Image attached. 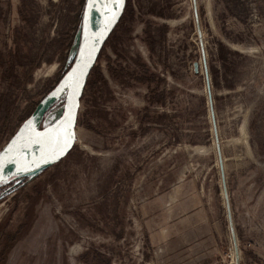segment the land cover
<instances>
[{"label": "rangeland", "instance_id": "obj_1", "mask_svg": "<svg viewBox=\"0 0 264 264\" xmlns=\"http://www.w3.org/2000/svg\"><path fill=\"white\" fill-rule=\"evenodd\" d=\"M84 3L0 0V151L66 78ZM197 9L202 36L193 0H126L73 150L0 184V264H235L208 85L240 264H264V0Z\"/></svg>", "mask_w": 264, "mask_h": 264}, {"label": "water", "instance_id": "obj_2", "mask_svg": "<svg viewBox=\"0 0 264 264\" xmlns=\"http://www.w3.org/2000/svg\"><path fill=\"white\" fill-rule=\"evenodd\" d=\"M193 1L195 6L196 19L198 23L199 35L202 36L197 9V0ZM125 3L126 0H124L123 8L120 15L124 10ZM120 15L113 23H111L109 18L108 0H85L82 13L78 48L73 63L66 76L68 78L66 83V99L63 114L59 120L55 121L54 123L43 129L37 128L30 132H23L24 126L27 124V122L32 120L35 115L41 110V107L47 101L49 95L52 92L44 97V99L36 107L33 114L27 120H25V122L20 126V128L13 135L10 141L0 151V184L20 175L43 171L51 165L60 162L73 150L77 141V123L84 90L87 86L89 76L101 52L103 51V48L105 47V44L109 38L114 24L117 22ZM203 57L206 68V76L208 77L209 72L207 68V61L205 58L204 50ZM198 67V62H195V71H198ZM208 88L211 116L213 118L214 137L218 152V159L221 166L223 194L227 208L229 226L234 242L236 264H240L239 245L232 216L230 196L228 192L226 175L223 165L221 142L219 138L217 122L215 119L213 97L210 91V85H208ZM63 94L60 95V97H62ZM52 104H50L49 106H51ZM67 131H70L72 133V139L70 146L64 148L63 139H61L60 143L57 144L54 138L60 137L62 134L66 135ZM37 137H40L42 142H48L44 148L32 152L17 151L18 143ZM61 149H63V154H60Z\"/></svg>", "mask_w": 264, "mask_h": 264}, {"label": "bare ground", "instance_id": "obj_3", "mask_svg": "<svg viewBox=\"0 0 264 264\" xmlns=\"http://www.w3.org/2000/svg\"><path fill=\"white\" fill-rule=\"evenodd\" d=\"M108 1H109V18H110V22L113 23L118 18V16L120 15L122 11L124 0H108ZM67 78L68 77H66L58 85V87L52 91L47 101L41 107V110L35 115V117L32 120L27 122V124L24 126L23 132L26 133V132H30V131L37 129L36 127L38 123L41 121L43 114L46 111V109L49 107V105L52 104L55 100H57V98H59L60 95H62L66 91ZM37 140L41 141L40 137L33 138L30 140H25L21 143H18L17 151H21V152L38 151L44 148L48 143V142H42V141L40 143H36L35 141ZM235 264H236V259H235Z\"/></svg>", "mask_w": 264, "mask_h": 264}, {"label": "snow or ice", "instance_id": "obj_4", "mask_svg": "<svg viewBox=\"0 0 264 264\" xmlns=\"http://www.w3.org/2000/svg\"><path fill=\"white\" fill-rule=\"evenodd\" d=\"M54 139H55V142L57 144H59L60 143V140L63 139V147L66 148V147L70 146L71 139H72V133L70 131H67L66 132V135L65 134H62L60 137H56ZM35 142L36 143H40L41 141L40 140H37ZM60 154H63V149H61V153Z\"/></svg>", "mask_w": 264, "mask_h": 264}, {"label": "trees", "instance_id": "obj_5", "mask_svg": "<svg viewBox=\"0 0 264 264\" xmlns=\"http://www.w3.org/2000/svg\"><path fill=\"white\" fill-rule=\"evenodd\" d=\"M105 46H106V44H105ZM101 55V54H100ZM93 71V70H92ZM91 74H92V72H91ZM91 74H90V76H91ZM90 76H89V79H90ZM89 79H88V81H89ZM88 84V83H87Z\"/></svg>", "mask_w": 264, "mask_h": 264}, {"label": "crops", "instance_id": "obj_6", "mask_svg": "<svg viewBox=\"0 0 264 264\" xmlns=\"http://www.w3.org/2000/svg\"><path fill=\"white\" fill-rule=\"evenodd\" d=\"M224 171H225V168H224Z\"/></svg>", "mask_w": 264, "mask_h": 264}]
</instances>
